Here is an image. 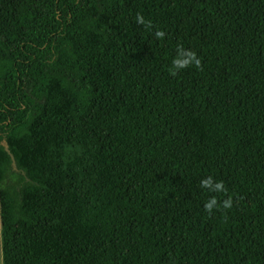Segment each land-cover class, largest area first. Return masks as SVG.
Returning <instances> with one entry per match:
<instances>
[{"label": "trees", "instance_id": "16d2710c", "mask_svg": "<svg viewBox=\"0 0 264 264\" xmlns=\"http://www.w3.org/2000/svg\"><path fill=\"white\" fill-rule=\"evenodd\" d=\"M0 236L2 264H264V0H0Z\"/></svg>", "mask_w": 264, "mask_h": 264}, {"label": "clouds", "instance_id": "9594fccd", "mask_svg": "<svg viewBox=\"0 0 264 264\" xmlns=\"http://www.w3.org/2000/svg\"><path fill=\"white\" fill-rule=\"evenodd\" d=\"M136 22L138 24L144 25L146 28L151 27V21L145 20L144 16L139 13H137L136 15ZM154 35L156 38L160 39L164 37L165 33L163 31L157 30ZM190 65L199 67L200 60L196 57V54L194 52L186 50L183 46H178L176 56L172 59L171 67L169 70L173 74H175L176 72L185 69ZM199 184L202 189H206L210 192L220 193L225 191L223 181L215 180L212 176L202 178ZM231 206V198L223 201V207L225 209L231 208ZM216 207H218L216 197H212L204 203V209L208 212H211Z\"/></svg>", "mask_w": 264, "mask_h": 264}, {"label": "rangeland", "instance_id": "374dc122", "mask_svg": "<svg viewBox=\"0 0 264 264\" xmlns=\"http://www.w3.org/2000/svg\"><path fill=\"white\" fill-rule=\"evenodd\" d=\"M0 264H2V255H1V236H0Z\"/></svg>", "mask_w": 264, "mask_h": 264}]
</instances>
